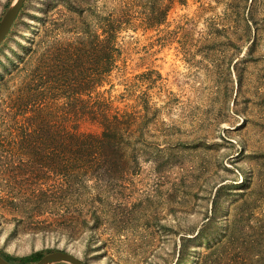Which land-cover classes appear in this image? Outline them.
<instances>
[{"label": "rangeland", "instance_id": "374dc122", "mask_svg": "<svg viewBox=\"0 0 264 264\" xmlns=\"http://www.w3.org/2000/svg\"><path fill=\"white\" fill-rule=\"evenodd\" d=\"M103 24L120 56L93 98L111 100L123 133L106 168L55 150L74 126L102 129L67 109L70 77L42 68ZM59 250L84 264H264V0L25 2L0 47V255Z\"/></svg>", "mask_w": 264, "mask_h": 264}, {"label": "trees", "instance_id": "16d2710c", "mask_svg": "<svg viewBox=\"0 0 264 264\" xmlns=\"http://www.w3.org/2000/svg\"><path fill=\"white\" fill-rule=\"evenodd\" d=\"M183 1V0H182ZM126 8H129L126 4ZM130 14H125L122 10L118 23L119 26L127 25ZM103 32L93 35L94 38L90 43L81 42L82 48L74 46V43L67 45L57 44L52 46L45 55V61L42 64L44 73L48 80L70 77L72 81V91L76 94L73 97L74 103L69 104L67 108L71 113H80L79 110L87 108L89 111V120L99 124L102 134L96 135L92 133H81L78 126H74L71 131L64 135H57L53 139V146L58 152L65 154H86L92 153L94 157L92 164L98 162L102 168L112 167L118 163L117 154L122 150L118 147V137L123 138L122 128H120V115L114 114L113 104L110 99H103L104 93H99V99H94L93 94L100 87H104L108 83L115 64L120 56V51L116 43V27L111 28V24H103ZM114 29L115 31H113ZM36 35L30 39L28 45L23 50L28 52L32 49ZM81 48V49H80ZM82 57V58H81ZM83 61V63L81 62ZM32 96L22 99L18 108L21 109L24 104L29 103L30 98L36 97V90ZM78 93L87 94L88 102H84L82 106L76 105ZM94 101V102H92ZM81 107V108H80ZM82 112V113H83ZM68 114V112H66ZM77 115V114H75ZM78 125V124H77ZM102 158V159H101ZM94 161V162H93ZM40 256L37 260H40Z\"/></svg>", "mask_w": 264, "mask_h": 264}, {"label": "water", "instance_id": "95a60500", "mask_svg": "<svg viewBox=\"0 0 264 264\" xmlns=\"http://www.w3.org/2000/svg\"><path fill=\"white\" fill-rule=\"evenodd\" d=\"M27 0H13L8 11L0 21V47L8 37L12 27L14 26L25 2ZM0 264H14L0 255ZM33 264H84L74 254L68 251H56L43 256L39 261Z\"/></svg>", "mask_w": 264, "mask_h": 264}, {"label": "bare ground", "instance_id": "6f19581e", "mask_svg": "<svg viewBox=\"0 0 264 264\" xmlns=\"http://www.w3.org/2000/svg\"><path fill=\"white\" fill-rule=\"evenodd\" d=\"M242 181H243V180H241V182H242ZM241 182H240V183H241ZM243 183H244V182H243ZM238 185H240V184H238Z\"/></svg>", "mask_w": 264, "mask_h": 264}]
</instances>
